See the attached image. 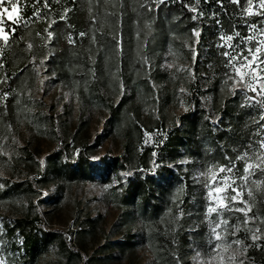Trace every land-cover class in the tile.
<instances>
[{
	"label": "rangeland",
	"instance_id": "rangeland-1",
	"mask_svg": "<svg viewBox=\"0 0 264 264\" xmlns=\"http://www.w3.org/2000/svg\"><path fill=\"white\" fill-rule=\"evenodd\" d=\"M251 2V14L248 0H11L8 12L0 7V36L8 35L0 39L3 264H206L222 241L211 235L218 217L207 213L199 173L264 138V107L246 103L255 93L233 89L224 56L247 55L264 39L255 31L264 29V8ZM176 128L189 141L181 154L165 156L161 148ZM165 157L172 172L165 211L143 220L122 192L135 177L157 179ZM83 160L93 179L73 174ZM249 186L247 223L242 212L224 213L227 241L241 242L221 250L224 264H264V185ZM23 216L53 233L35 260L20 231L7 232Z\"/></svg>",
	"mask_w": 264,
	"mask_h": 264
},
{
	"label": "snow or ice",
	"instance_id": "snow-or-ice-1",
	"mask_svg": "<svg viewBox=\"0 0 264 264\" xmlns=\"http://www.w3.org/2000/svg\"><path fill=\"white\" fill-rule=\"evenodd\" d=\"M6 2L11 4V0H0V7H4ZM232 2L238 3L239 0H232ZM248 2L249 8L245 9V11L251 14L249 9L252 7V2L251 0H248ZM259 6L264 8V0H259ZM4 11L8 12L9 8L4 7ZM193 18L195 19V17ZM255 31L260 36H264V29ZM3 32L4 29L0 28V33ZM196 35H199V33H196ZM0 39L7 42L8 35L3 34ZM221 39H224V37H221ZM227 40L231 41L232 37L228 36ZM247 40L249 42L256 40V35L247 37ZM247 53V55L243 51L237 52L235 55L230 52L224 53V56L228 57V65L231 66L233 73L228 76V79L233 81V89L239 87L246 92L256 94L255 96H246V103L255 101L261 107H264V67H262L264 59H261L264 56V39L257 40L253 48L247 49ZM254 65L255 67H253ZM227 83L228 80L225 81V84ZM256 97H260V99H256ZM260 119L264 120V115ZM225 159L228 161L227 164L212 165L199 173V177L203 178V184L207 190V213L208 215L215 213L218 217L212 223L211 235L216 241H222V243L214 245L212 255H210L206 264H224L225 256L221 250L226 253L232 248V244L239 245L241 243L239 240L227 241L226 236L230 225L228 219L224 218V213L231 211L242 212L245 216V223H247L248 212L251 207L248 201L244 199L245 191L249 198L254 199L253 187L249 185L254 186L257 191L264 185V180L259 178L264 177V138L258 140L255 146L249 144L247 149L239 153L235 159L229 157H225ZM237 162H243L242 173L239 175L236 172ZM254 176L257 179H251ZM237 180L241 181V183H237ZM237 203L243 204L244 207H234ZM221 228H223L225 233L224 236L218 231ZM236 230L238 231V228ZM256 231H259V229ZM252 238L255 240L259 237L253 234ZM197 259H199V253L197 254ZM227 259L234 260L235 254L228 256ZM0 264H3V261H0Z\"/></svg>",
	"mask_w": 264,
	"mask_h": 264
},
{
	"label": "trees",
	"instance_id": "trees-1",
	"mask_svg": "<svg viewBox=\"0 0 264 264\" xmlns=\"http://www.w3.org/2000/svg\"><path fill=\"white\" fill-rule=\"evenodd\" d=\"M189 136H184L179 128H176L165 145L162 146L161 152L166 156L170 155L171 150H175L177 155L180 153V147L186 145ZM166 159V157H165ZM170 158L163 160L162 170L157 173L156 179L153 175L146 178L135 177L122 192V200L128 208L134 205L142 216L143 220L157 221L161 218L166 207L167 182L171 180V168L169 167ZM73 174H78L82 179H93L94 172L91 167H87L86 161H80L75 168H72ZM171 172V173H170ZM175 176V175H174ZM172 176V179L174 178ZM186 205H190V197L186 198ZM186 206V207H187ZM188 208V207H187ZM37 217H20L15 224L7 228V232L14 233L20 231L23 235V250L34 260L43 246H47L52 232H43L38 228ZM176 233L184 240L186 228L180 225ZM70 255L75 254L73 249L69 250ZM79 254V253H78Z\"/></svg>",
	"mask_w": 264,
	"mask_h": 264
}]
</instances>
